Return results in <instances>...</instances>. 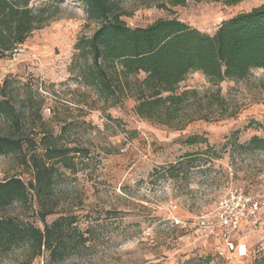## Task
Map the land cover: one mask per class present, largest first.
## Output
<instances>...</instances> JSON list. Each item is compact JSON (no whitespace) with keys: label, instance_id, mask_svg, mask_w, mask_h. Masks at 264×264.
<instances>
[{"label":"rangeland","instance_id":"374dc122","mask_svg":"<svg viewBox=\"0 0 264 264\" xmlns=\"http://www.w3.org/2000/svg\"><path fill=\"white\" fill-rule=\"evenodd\" d=\"M161 1L118 0L121 18L135 27L177 17L213 34L223 20L264 3L189 0L160 7ZM32 5L46 7L52 17L0 59V100L10 102L0 109V135L21 134L29 140L22 152L0 153V181L32 179L25 158L33 147L42 152L43 136L69 148L72 167L58 164L45 200L56 212L46 221L73 214L88 240L62 261H52L45 250L30 264H261L264 149L245 151L238 145L254 135L264 138V68L254 69L245 80L222 81L223 108H211L208 120L175 129L141 118L134 98L112 105L81 79L84 61L74 65L75 45L99 26L82 0H33ZM210 87L205 75L195 72L178 91ZM194 135L200 141L190 144ZM186 154L194 160L179 177H171L169 166L189 160ZM238 187L259 198L262 207L234 234L231 250L209 233L206 222L220 200ZM41 206L31 192L26 203L15 202L0 209V215L43 228L37 213ZM0 264H27L26 254L16 249Z\"/></svg>","mask_w":264,"mask_h":264},{"label":"trees","instance_id":"16d2710c","mask_svg":"<svg viewBox=\"0 0 264 264\" xmlns=\"http://www.w3.org/2000/svg\"><path fill=\"white\" fill-rule=\"evenodd\" d=\"M33 0H0V59L17 49L52 17L44 6ZM92 20L99 22L90 37L82 36L75 45L81 79L112 101L134 98L135 111L149 121L183 129L194 120H208L213 107L223 108L220 83L226 79L245 80L254 69L264 68V3L250 11L223 20L217 30L207 33L177 17L159 18L146 26L131 27L121 18L118 0H82ZM189 0H162L160 7L186 5ZM78 58V60H77ZM195 72L207 78L211 87L178 91L181 82ZM144 73V77L140 74ZM0 100V109L9 107ZM28 138L0 135V153L22 152ZM199 136L188 138L190 144ZM42 152L31 148L25 162L33 177L26 182L11 176L0 181V209L15 202L26 203L31 192L41 200L37 212L44 227L30 221L0 215V260L16 249L26 254L27 264L45 250L54 262L62 261L72 251L85 247L88 237L78 228L77 217L61 214L51 223L46 217L55 213L45 200L58 172V164L71 168L70 149L41 138ZM243 150L264 149V138L254 135L238 145ZM211 148H208V152ZM25 157V156H24ZM179 160L169 166L170 176L179 177L194 160ZM264 264V255L260 260Z\"/></svg>","mask_w":264,"mask_h":264},{"label":"built area","instance_id":"2783aa9c","mask_svg":"<svg viewBox=\"0 0 264 264\" xmlns=\"http://www.w3.org/2000/svg\"><path fill=\"white\" fill-rule=\"evenodd\" d=\"M261 207L262 202L259 198L248 193L242 187L234 188L220 200L216 210L209 214L206 222L209 233L220 237L227 245L231 246L232 250L234 249L232 242L234 234L242 225L253 221Z\"/></svg>","mask_w":264,"mask_h":264},{"label":"bare ground","instance_id":"6f19581e","mask_svg":"<svg viewBox=\"0 0 264 264\" xmlns=\"http://www.w3.org/2000/svg\"><path fill=\"white\" fill-rule=\"evenodd\" d=\"M245 250H246V248H245V246H243L242 247V254H245Z\"/></svg>","mask_w":264,"mask_h":264}]
</instances>
